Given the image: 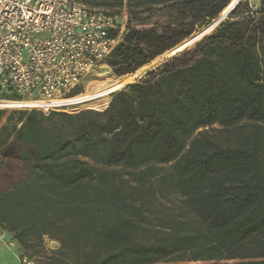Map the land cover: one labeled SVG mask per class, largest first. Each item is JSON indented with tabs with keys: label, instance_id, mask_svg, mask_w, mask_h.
I'll list each match as a JSON object with an SVG mask.
<instances>
[{
	"label": "trees",
	"instance_id": "obj_1",
	"mask_svg": "<svg viewBox=\"0 0 264 264\" xmlns=\"http://www.w3.org/2000/svg\"><path fill=\"white\" fill-rule=\"evenodd\" d=\"M87 1L127 14L124 38L104 62L121 77L213 22L232 0ZM104 107L8 116L0 128L1 229L26 250L51 225L67 222L73 237L92 230L86 264L174 256L264 264V0L257 9L239 3L213 32L111 93ZM168 163L188 216L161 238L136 241L148 214L117 181L119 168ZM136 176L145 187L156 173Z\"/></svg>",
	"mask_w": 264,
	"mask_h": 264
},
{
	"label": "built area",
	"instance_id": "obj_2",
	"mask_svg": "<svg viewBox=\"0 0 264 264\" xmlns=\"http://www.w3.org/2000/svg\"><path fill=\"white\" fill-rule=\"evenodd\" d=\"M126 30L125 11L86 7L82 0H0V91L9 95L0 98L8 100L0 109L49 113L55 107L43 103L68 97ZM21 262L31 264L25 255Z\"/></svg>",
	"mask_w": 264,
	"mask_h": 264
},
{
	"label": "rangeland",
	"instance_id": "obj_3",
	"mask_svg": "<svg viewBox=\"0 0 264 264\" xmlns=\"http://www.w3.org/2000/svg\"><path fill=\"white\" fill-rule=\"evenodd\" d=\"M246 1L249 2L250 7L253 9L259 8L261 4V0L255 1L254 3L250 2V0H246ZM243 2L244 0H242L240 3ZM82 4L86 7L93 8L92 5L87 0H82ZM95 8H99L102 10H110L107 9L106 7H95ZM217 25H215L208 34L213 32L214 29L217 27ZM207 26L197 29L189 38L193 37ZM197 42H199V40L195 41L189 46L192 45L194 46ZM174 54L175 52L171 53L164 60L157 59L155 61L156 64H154L153 66L149 65V67L144 71V73H146L150 67H154L157 66L158 64L163 63L162 61H165L167 58L171 57ZM105 73L114 74L112 69L109 68L108 65L104 63L100 65L91 75L87 76L81 82V84L79 85V87L81 88V92L75 96L80 95V98H83L84 95L82 94L87 92L85 89L88 79L96 78L97 76ZM144 73L137 79L133 80L132 82L126 84L125 86L119 89H122L127 85L141 79ZM98 80L103 81V77L99 78ZM115 91L117 90L111 91L105 96L87 101H80L79 103H75L73 105H67V106L50 105V106L55 107L52 110H59L66 112H76L82 109L103 108L107 101V96L109 101L110 94ZM2 96H9V95L3 94L0 91V97ZM66 98H70V97H66ZM0 110H3L5 112V115L0 119V128L3 124L7 122V118L9 115H12L15 119H17L18 113L22 111V110H10V109H0ZM147 168L151 169L154 173H156V177L151 179L150 183H147V185L144 187L143 184H145V182H143L140 176H136V175H139L143 169H147ZM119 169H120V177L117 178V181L122 185L123 189L126 191V193L129 195L130 198L136 200L138 203L144 206L148 214L147 219L143 221L141 226H139L138 229L136 230L135 233L136 241L150 242L158 238H161L166 234H169L170 224L178 223L179 219L181 221L183 218H186L188 216L186 207L182 201V197L174 188V179L172 175L174 170L172 163L151 164L145 168H139V169H122V168ZM143 175L145 176V174ZM127 179H128V184L126 185L125 180ZM107 220L113 222L114 215H110L109 217H107ZM101 221H103V219H101ZM190 222L191 223H189V226L190 224L191 225L194 224L191 217H190ZM47 229L49 231V235H44L43 240L39 239L38 237L35 238L36 247L29 250L21 248L22 252L19 253L20 264H22L21 260L24 255L27 256L31 264H86V260L95 253L94 252L95 245H94L92 230H88L84 232V234L79 235L78 237H73L72 235H74V233L72 232L71 227L67 224V222H65L64 224H60L59 226L58 225L48 226ZM8 236L9 235H7L6 239L4 240L5 243H7L9 239ZM54 242H57L58 244H54ZM8 247L9 249H12L13 253H15L16 246L13 247L8 246ZM5 251L7 252L6 254L8 259H11L10 258L12 256V254L10 253L11 250L5 249ZM227 261L234 262L233 260H227ZM190 262L191 261H181L179 260L178 256H174L172 257V259L160 261L156 264H187Z\"/></svg>",
	"mask_w": 264,
	"mask_h": 264
},
{
	"label": "bare ground",
	"instance_id": "obj_4",
	"mask_svg": "<svg viewBox=\"0 0 264 264\" xmlns=\"http://www.w3.org/2000/svg\"><path fill=\"white\" fill-rule=\"evenodd\" d=\"M236 1H239V3H240L242 0H232L231 3L227 6V8L222 13H225L229 9L230 5H232ZM255 1H258V0H250V2H253V3ZM205 29L206 28H204L202 31H200L199 33H197L193 37L185 39L184 41H182L180 44H178L174 48L164 52L163 54H161L158 57H156L155 59H153L150 62V64L148 63V64L143 65L142 67H140L139 69H137L135 72H133L131 74H127V75H124L121 77H117L112 73H110V74L105 73V74L97 76L96 78L88 79V82L86 84V89H85L87 92L82 94V95H84L83 98H80V95L70 97V98H63V99L59 98V99H55V100L48 101V102L46 101L43 103V105L48 106V107H51L50 105H53V106L73 105L75 103H79L80 101H87V100L99 98V97L105 96L106 94H108L111 91L118 90L119 88L125 86L126 84H128V83L132 82L133 80L137 79L138 77H140L144 73V71L149 67V65L153 66L154 64H156L155 61L157 59H160V60L163 59L164 60L171 53L176 52V50L178 48H180L181 46H183L185 44L187 46H189L192 43H194L195 41L200 40L205 33V31H204ZM208 30L209 31L207 33H205V35L208 34L212 29L208 28ZM162 62H164V61H162ZM102 77H103V81L102 80L99 81L98 79L102 78ZM0 103H8V101L0 100Z\"/></svg>",
	"mask_w": 264,
	"mask_h": 264
},
{
	"label": "crops",
	"instance_id": "obj_5",
	"mask_svg": "<svg viewBox=\"0 0 264 264\" xmlns=\"http://www.w3.org/2000/svg\"><path fill=\"white\" fill-rule=\"evenodd\" d=\"M3 93V92H2ZM5 94V93H3ZM8 96H2L0 98H7ZM5 101H8V100H5ZM4 232L5 233V239H6V236L9 235V239L12 238V234H10L9 232L3 230L0 228V264H20L19 262V253L22 252V249H21V246L16 243V251L15 253L12 252V249H9L8 247V244L5 243V239L1 238V233ZM8 239V240H9ZM8 249V250H11V254L12 256L10 257L11 259H8L7 257V252L5 251V249Z\"/></svg>",
	"mask_w": 264,
	"mask_h": 264
},
{
	"label": "water",
	"instance_id": "obj_6",
	"mask_svg": "<svg viewBox=\"0 0 264 264\" xmlns=\"http://www.w3.org/2000/svg\"><path fill=\"white\" fill-rule=\"evenodd\" d=\"M245 1H246V0H244V2H245ZM238 4H239V1H236V2H234L232 5H230L229 9H228L225 13H222V15H220L217 19H215V21H214L213 23L209 24V25L206 27V29L204 30L205 33H207V32L209 31L208 28H211V29H212L215 25H217V24L220 23L222 20H224V19L227 17V15H228L230 12H232ZM205 33H204L203 37H202L200 40H202L206 35H208V34L205 35ZM200 40H199V41H200ZM186 46H187V45L185 44V45L181 46L180 48H178V49L176 50L175 54L172 55L171 57L167 58L163 63L158 64L157 66H154V68H153V67H150L144 75H146V74L149 73L150 71L154 70L155 68L161 66L162 64H164L165 62H167L169 59H171L172 57L176 56L177 54L183 52L184 50H186V49H188V48H191L193 45H192V46H187V47H186ZM144 75H143V76H144ZM143 76H142V77H143ZM108 103H109V101H108ZM108 103H107L106 107L108 106ZM106 107H104V108H106ZM54 244H58V243H57V242H54Z\"/></svg>",
	"mask_w": 264,
	"mask_h": 264
}]
</instances>
